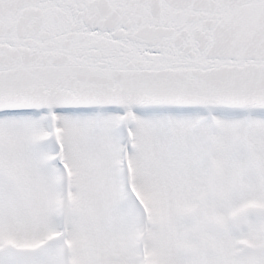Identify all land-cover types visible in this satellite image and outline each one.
Instances as JSON below:
<instances>
[{"label": "snow or ice", "instance_id": "1", "mask_svg": "<svg viewBox=\"0 0 264 264\" xmlns=\"http://www.w3.org/2000/svg\"><path fill=\"white\" fill-rule=\"evenodd\" d=\"M0 264H264V0H0Z\"/></svg>", "mask_w": 264, "mask_h": 264}]
</instances>
